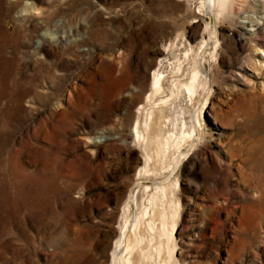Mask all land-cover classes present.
Instances as JSON below:
<instances>
[{
  "label": "rangeland",
  "instance_id": "374dc122",
  "mask_svg": "<svg viewBox=\"0 0 264 264\" xmlns=\"http://www.w3.org/2000/svg\"><path fill=\"white\" fill-rule=\"evenodd\" d=\"M203 1L0 0V264H112L123 230L122 264H264V9ZM202 41L204 87L169 96ZM155 104L162 159L133 133Z\"/></svg>",
  "mask_w": 264,
  "mask_h": 264
},
{
  "label": "bare ground",
  "instance_id": "6f19581e",
  "mask_svg": "<svg viewBox=\"0 0 264 264\" xmlns=\"http://www.w3.org/2000/svg\"><path fill=\"white\" fill-rule=\"evenodd\" d=\"M261 2H262V5H263V9H264V0H261ZM227 3H228V0H206V1H203L202 3H201V10L204 12V13H206L207 15H211V14H215V13H218V14H220V13H222V11L224 10V8L226 7V5H227ZM212 16V15H211ZM216 17V16H215ZM264 17V16H263ZM264 22L263 21H258V20H254L253 21V26L255 27V29H249V30H251V31H255V30H257L258 28H259V25H261V24H263ZM207 41V40H206ZM209 41V40H208ZM211 44V43H210ZM263 44V43H262ZM169 45V44H168ZM205 45H206V42L205 41H202L201 42V44L199 45V47H198V49L194 52L192 49H189L187 52H185L183 55H182V59L178 62V63H176L175 65H174V68H173V70H172V72H171V74H172V76L174 77V79L171 81V88H170V92H169V96H170V94H172V90H175L177 93L178 92H184V93H186L189 97L188 98H190V97H192V95H195V93H196V90L198 89V88H201V87H204L203 85L205 84V77L201 74V70H200V62H199V60H198V56H199V54H200V52H202V51H204V48H205ZM166 47V46H165ZM167 48V47H166ZM210 49V48H209ZM206 52V51H205ZM208 54H210V53H208ZM256 54L257 55H259V56H261V57H263L264 58V50H260V49H258V51H256ZM204 55H205V53H204ZM202 59V58H201ZM249 61H250V59H249ZM257 62H258V64H257ZM257 62H255V61H253L252 60V62H251V64H252V66L254 65L255 67V69L256 70H262L263 69V67H264V62L263 63H261V62H259V61H257ZM203 63L204 62H202V65H203ZM258 65V66H257ZM258 67V68H257ZM250 70V69H249ZM159 72V71H158ZM160 73V72H159ZM159 73H157L156 71H153L152 72V74H151V76H150V81H149V85H148V90H147V92H146V94L144 95V99H143V103H149V102H152L153 101V99H155V97H157L158 95H160V93H162L161 92V87H162V77L160 76V74ZM203 73V72H202ZM258 73V72H257ZM253 74H254V72H253ZM203 90V89H202ZM166 91V90H165ZM175 92V93H176ZM206 92V91H205ZM174 93V94H175ZM209 94V93H208ZM176 95H178V94H176ZM168 96V95H167ZM172 96V95H171ZM205 96H206V94H205ZM160 98V97H159ZM158 98V99H159ZM166 98V97H165ZM169 98V97H168ZM157 99V98H156ZM167 99V98H166ZM171 99V98H170ZM168 100V99H167ZM161 101H163L162 99H161ZM160 101V102H161ZM163 102H165V100L163 101ZM167 102V101H166ZM159 103V102H158ZM157 104V103H156ZM155 104V105H156ZM161 104V103H160ZM154 105V106H155ZM162 105V104H161ZM163 105H164V103H163ZM157 106L158 105H156L155 107H156V110H152V109H150L152 106H150V108H149V110L147 111V122H146V120H145V123H143L144 125H143V127L146 129L145 131V137H142L141 135H140V131H138V129H139V127H138V129H137V121L135 120V122H134V125H133V133H134V135H135V139H136V141L137 142H140L141 144H142V147L144 148V150H146L148 147H149V145L150 144H152V143H154L155 145H156V152L155 151H153V152H155L156 153V155L157 156H159L160 154H162L163 152L161 151V148H162V146L164 145H166L165 143H167V142H164V141H162L161 142V140L159 139L160 137H158L159 136V134H160V128H159V121H160V119H161V117H162V112H163V109L161 108V107H159L158 106V108H157ZM165 106V105H164ZM163 107V106H162ZM141 108V107H140ZM164 108V107H163ZM138 112V111H137ZM139 115V114H138ZM138 115H136V119H137V116ZM198 115V114H197ZM139 121V120H138ZM193 122V121H192ZM163 131V130H162ZM154 133V135H152ZM150 134L152 135V137H150ZM162 134L164 135V133L162 132ZM161 136V135H160ZM196 136V130H195V128L194 127H192V129H191V133H190V135L189 136H187L186 138H187V140H186V142H190V141H192L193 139V137H195ZM168 138V137H167ZM167 138H166V140H167ZM186 138H184V140L186 139ZM163 139H164V137H163ZM141 140V141H140ZM165 140V139H164ZM170 140V139H169ZM168 141V140H167ZM168 143H169V141H168ZM167 143V144H168ZM159 145V146H158ZM152 147H153V145H152ZM167 147V146H166ZM172 147H174V146H172ZM185 147V146H184ZM154 148V147H153ZM152 149V148H151ZM164 149H165V147H164ZM144 150H143V152H144ZM148 150V149H147ZM146 150V151H147ZM163 151H165V150H163ZM151 152V151H150ZM150 152H149V156H150ZM146 153V152H145ZM148 153V152H147ZM154 153V154H155ZM165 154V152L163 153V155ZM168 155V154H167ZM147 156V155H146ZM149 156L148 157H146V160H148V158H149ZM156 156V157H157ZM161 156V155H160ZM159 156V157H160ZM165 156V155H164ZM154 157L155 156H153V160H155L154 159ZM162 157V156H161ZM160 157V159H162ZM180 157V156H179ZM150 159V158H149ZM152 159V158H151ZM160 159H158V160H160ZM145 159H144V161H146ZM150 161V160H149ZM155 161H157V160H155ZM154 161V162H155ZM148 162V161H147ZM161 162V161H160ZM163 162V161H162ZM161 162V163H162ZM146 163V162H145ZM144 163V164H145ZM154 164V163H153ZM156 164V163H155ZM146 165V164H145ZM148 165V164H147ZM152 165V164H151ZM150 165V166H151ZM164 165V164H163ZM149 166V165H148ZM153 166V165H152ZM155 166V165H154ZM144 168L142 169L143 171H144V169H145V166H143ZM148 168V167H147ZM150 170V169H149ZM152 171V170H151ZM146 172H150V171H146ZM145 172V173H146ZM140 173L142 174L143 172H141L140 171ZM140 184V183H139ZM164 186V185H163ZM158 187V186H157ZM156 187V188H157ZM146 188V187H145ZM166 188H168L167 186H166ZM147 189V188H146ZM160 189V188H159ZM158 189V190H159ZM163 190H164V188H163ZM166 191V190H165ZM157 194V193H156ZM158 195V194H157ZM130 196H132V199H133V203L135 204L136 202H135V196H136V191H134L133 192V194H131ZM154 199V198H153ZM156 199H157V197H156ZM129 199H127V204H126V212L127 213H129V204L130 203H128L129 201H128ZM155 200V199H154ZM151 205V204H150ZM134 206V205H133ZM146 210V209H145ZM145 210H144V212H145ZM147 211V210H146ZM141 213H143V212H141ZM129 215H130V213H129ZM135 215V214H134ZM144 215H146L145 213H144ZM132 216H133V214H132ZM140 216V218H141V215H139ZM129 217V216H128ZM135 217V216H134ZM127 218V217H126ZM138 218V217H137ZM142 218H144V216L142 217ZM133 221H134V219H132ZM136 221V220H135ZM139 221H140V219H139ZM129 222V221H128ZM138 222V221H137ZM153 222V221H152ZM126 223L127 222H125V224H124V226H123V228L122 229H124L125 228V225H126ZM135 223V222H134ZM134 223H133V225L131 226V228L130 229H132L133 228V226H134ZM137 224V223H136ZM135 224V225H136ZM148 225H150V224H148ZM147 225V226H148ZM153 225V224H152ZM137 226V225H136ZM142 227H145V226H142ZM151 229V228H150ZM134 230H135V228H134ZM141 231V230H140ZM130 232H133V229L130 231ZM124 233V230H123V232H122V234ZM129 233V232H128ZM135 233V232H134ZM120 235L119 236V238H118V240L116 241V243H115V246H114V254L112 255V264H122L121 262V260H122V258L120 259H118V260H116V262H115V255H116V253L117 252H119V250H121V249H123V251H126V250H130V249H132V248H134L136 245H137V247H138V244L137 243H139L138 242V238L136 237V235H135V237L132 235V236H130V237H133V241L132 242H130V243H128L129 242V238L128 237H125V239H123V235ZM132 234V233H131ZM128 235V234H127ZM144 237V236H143ZM167 246H168V242H167ZM140 247V246H139ZM137 249V248H136ZM158 249V248H157ZM156 249V250H157ZM160 250H161V247H160ZM135 251V250H134ZM133 251V252H134ZM161 251H163V250H161ZM161 251H160V254H161ZM133 252H131V253H133ZM157 253H158V251H157ZM159 254V253H158ZM150 255V254H149ZM131 257H132V255H131ZM158 260V259H157ZM144 261V260H143ZM128 264H131L129 261H128Z\"/></svg>",
  "mask_w": 264,
  "mask_h": 264
}]
</instances>
